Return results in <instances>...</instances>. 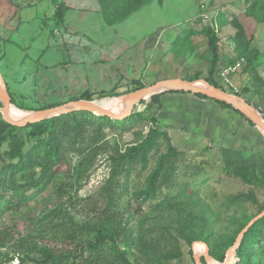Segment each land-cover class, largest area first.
Masks as SVG:
<instances>
[{
  "label": "rangeland",
  "instance_id": "obj_1",
  "mask_svg": "<svg viewBox=\"0 0 264 264\" xmlns=\"http://www.w3.org/2000/svg\"><path fill=\"white\" fill-rule=\"evenodd\" d=\"M62 2L68 10L62 20L56 21L53 13ZM248 6L255 7L245 14ZM211 22L217 25L218 71L235 57L238 28L245 36L253 33L250 46L264 53V0H146L125 20L113 25L104 21L99 0H0V71L12 96L9 114L22 119L28 111L89 95L100 105L121 111L123 95L138 85L149 86L165 78L205 79L212 54L207 38L199 30ZM186 29L197 31L190 35L192 47L186 48L182 42L173 46L175 38L184 35ZM218 71L214 80L222 89L238 93L264 117V87L254 79L256 74L264 82V57L251 67L244 64L232 75L237 92L220 80ZM101 93L105 95L99 97ZM157 94L158 102L148 97L136 105L135 113L146 118L106 127L102 139L95 143L87 136L84 148L78 144L68 147L61 171L44 188L29 190L22 207L9 209L0 201V233L7 238L3 250L16 257L17 264L25 256L17 240L52 208L70 209V195L81 199L74 211L70 209L76 220L96 219V213L86 204L95 202L94 211L104 207L101 188L110 176L113 159L142 141L153 127L159 134L145 160L135 164L128 175L118 177L125 188L119 199L122 221L132 229L134 238L141 236L148 242L136 250L119 241L120 246L133 252L127 253L131 264H196L193 253L199 257L204 246L197 240L189 242L186 236L198 228L209 238L211 248L235 234L240 223L258 212L264 203V185L227 174L220 149L257 153L264 172L262 132L233 107H222L214 101H208L210 106L202 105L191 100L196 98L192 93ZM34 142L35 138L27 139L25 149ZM169 143L175 152L168 158V181L161 171L155 197H146L148 178L158 158L170 152ZM6 149L5 143L1 151ZM82 156H87L89 162L78 180L68 170L76 168ZM261 166L257 173L263 179ZM239 193H254L257 203L248 199L228 201L229 196ZM191 216L204 220L192 228ZM82 236L92 238L94 234ZM56 240L55 233L44 238L49 244H58ZM250 245L256 249L255 260L259 261L264 256L261 244ZM169 252L179 254L172 257ZM233 257L238 258L236 253ZM23 264L33 263L25 260Z\"/></svg>",
  "mask_w": 264,
  "mask_h": 264
},
{
  "label": "trees",
  "instance_id": "obj_2",
  "mask_svg": "<svg viewBox=\"0 0 264 264\" xmlns=\"http://www.w3.org/2000/svg\"><path fill=\"white\" fill-rule=\"evenodd\" d=\"M144 2L146 0H99L102 17L109 25L122 22L132 11L143 5ZM254 7L248 6V9L244 11L245 14H249ZM67 10L68 6L62 2L54 11L53 17L56 21H60ZM196 32L193 29L183 30L182 33L184 35L177 36L173 42V46L182 42L181 44L186 48L192 47L190 35ZM199 32L207 38L208 49L212 54L210 67L205 80L216 87L222 88L214 80V74L218 71L217 65L220 61L217 33L212 25L203 26ZM252 38L253 33L245 36L242 28L236 30L234 36L236 54L230 62L243 58L248 68L257 59L264 57L263 52H260L256 47L250 46ZM254 75V79L258 85L264 87V82L260 80V77L256 74ZM140 87L142 85L131 88L130 91ZM168 92L183 93V91ZM104 95L101 93L99 97ZM158 95H152L151 100L158 102ZM194 95L213 100L222 107L232 108L231 105L225 102H220L201 94ZM80 98L92 99V95L82 96ZM96 102L101 104L98 100ZM53 105L55 104H49L40 108ZM19 108L23 109L21 106ZM234 110L244 117L239 111ZM137 117L146 118L134 112L122 120H113L107 116L95 115L87 110H75L35 123H29L23 127H18L5 122L0 114V201L5 203L8 208L19 209L28 199L27 192L29 190L44 188L61 171L60 168L65 162L68 147L78 144V147L84 148L83 143L87 136H89L91 143H95L102 139L106 127L124 126ZM147 119H150L153 123L156 122L154 117H148ZM248 122L253 125L250 121ZM20 129L25 130V132H19ZM158 134L159 132L154 127L150 128L147 136L142 141L129 146L124 152L118 153L117 157L113 159V168L111 169L110 176L106 184L101 188L102 200L105 202L104 207L94 211L95 202L89 201L86 204L89 206V209H92L96 213L95 216L97 217L94 221L79 222L75 219V213L70 209L74 211L81 204V199L76 198L74 195L69 196L70 209L67 207H55L45 213L41 218L36 219L33 229L24 237H20L17 240L18 247L25 251V256L19 258V264H23L25 260H29L33 264H131L127 253L133 252H128L126 247L129 246L138 250L142 249L144 244L148 242L141 236L134 238L132 229L122 221L124 213L122 210L120 211L119 199L125 188L123 187L124 181L118 179V177L121 174H125L124 176L128 175L135 164L145 160L148 151L153 146V140ZM161 135L165 139H168L166 133L161 132ZM29 138H35V142L26 150V140ZM5 143L7 144V149L3 153L1 147ZM168 149L170 152L162 154L158 158L155 169L148 178L144 192L146 197H155L157 183L161 178L159 174L161 171L165 177L164 180L168 181L169 175L167 176L166 173H168L167 171L171 165L168 158L169 155L175 152L170 143L168 144ZM220 152L222 168L227 174L238 177L246 183L256 181L264 185L263 166L258 162L257 153L243 152L229 147H222ZM88 162L89 158L82 156L76 168H69L68 171L79 180L80 171L84 170L83 168L88 165ZM260 166L263 179L257 173L258 167ZM87 199L85 198L83 201ZM246 199L257 203V198L254 193L232 195L229 196L228 201L232 203L236 200L243 201ZM263 208L264 203L260 204L258 212ZM190 219L192 228L199 225L198 221L202 222L204 220L197 216H191ZM247 221L239 224L235 234L226 236L214 247H209L210 255L215 259L223 260L227 249L232 246L238 232ZM262 225L264 226V216L258 219L244 233L236 249V256L238 258L236 260L235 257H232L229 264H264V256L259 261L255 260L256 249H253L250 245V243H260L261 249L264 250V243H262L264 237ZM197 229L194 230L195 233L193 235L186 236L188 241L202 240L209 246V238L200 234ZM91 232L94 234L92 238H84L82 236L84 233L88 234ZM50 233L58 235V240H56L59 241L57 242L58 244L44 242V238L48 237ZM6 241V236L0 233V247H4ZM119 241H122L126 247L120 246ZM203 250L204 247L200 248L199 257ZM31 254L36 256H30ZM178 254L176 252H169V255L172 257ZM190 254L192 255V251H190ZM3 255L6 260L13 258V256H9L8 252ZM201 261L203 264H206L204 258ZM213 264H222V262L213 260Z\"/></svg>",
  "mask_w": 264,
  "mask_h": 264
},
{
  "label": "water",
  "instance_id": "obj_3",
  "mask_svg": "<svg viewBox=\"0 0 264 264\" xmlns=\"http://www.w3.org/2000/svg\"><path fill=\"white\" fill-rule=\"evenodd\" d=\"M199 82L205 84L207 87L199 88L197 86ZM163 91H183L192 94H201L208 98L225 102L239 111L262 133L264 132V117L258 111L251 107L238 95L229 93L220 87H216L208 83V81L203 78L193 80H187L184 78H165L158 80L149 86H142L132 90L125 95V105L121 111H113L111 109L105 108L104 106L98 104L95 99H74L53 106L28 111V114L25 116V118L22 120H15L9 115L11 96L9 94L7 84L0 71V114L5 122L18 127H23L29 123H35L46 118L69 113L75 110H87L95 115L107 116L113 120H122L135 112L136 105L139 101ZM263 216L264 208L247 221V223L238 232L232 246L227 250L222 264L230 263L231 258L235 255L236 249L244 233ZM196 242L204 246L203 257L205 263L213 264L214 259L209 253V246L207 243L202 240H197ZM193 257L196 264H203L200 257H196L194 253Z\"/></svg>",
  "mask_w": 264,
  "mask_h": 264
},
{
  "label": "built area",
  "instance_id": "obj_4",
  "mask_svg": "<svg viewBox=\"0 0 264 264\" xmlns=\"http://www.w3.org/2000/svg\"><path fill=\"white\" fill-rule=\"evenodd\" d=\"M209 25H212L216 32L217 30L216 23L211 22ZM244 64H245V60L243 58H239L234 62H230V63L223 65L218 71V76L220 80L224 82L231 90H234L235 92L237 91V87L235 86L232 80V75L238 72L240 69H242ZM4 253L6 252H4L3 247H0V264H17L18 263V260L16 259V257H13L11 260H6L5 256L3 255Z\"/></svg>",
  "mask_w": 264,
  "mask_h": 264
},
{
  "label": "crops",
  "instance_id": "obj_5",
  "mask_svg": "<svg viewBox=\"0 0 264 264\" xmlns=\"http://www.w3.org/2000/svg\"><path fill=\"white\" fill-rule=\"evenodd\" d=\"M245 11V10H244ZM187 93V92H186ZM196 98H191V100L192 101H195V102H198V101H200V103L202 104V105H206V106H210L211 104H209V102L208 101H213V100H209V99H204V98H200V97H198V96H195ZM214 103H216L215 101H214ZM212 107V106H211Z\"/></svg>",
  "mask_w": 264,
  "mask_h": 264
},
{
  "label": "bare ground",
  "instance_id": "obj_6",
  "mask_svg": "<svg viewBox=\"0 0 264 264\" xmlns=\"http://www.w3.org/2000/svg\"><path fill=\"white\" fill-rule=\"evenodd\" d=\"M197 86L199 87V88H206L207 86L205 85V84H203V83H201V82H199L198 84H197ZM125 105V104H124ZM105 107V106H104ZM105 108H108V107H105ZM108 109H110V108H108ZM123 109V108H122ZM10 115V114H9ZM11 116V115H10ZM11 118H13V119H15V120H22L21 118H14V117H12L11 116ZM263 135H264V132L262 133ZM196 257H198L197 255H195Z\"/></svg>",
  "mask_w": 264,
  "mask_h": 264
}]
</instances>
